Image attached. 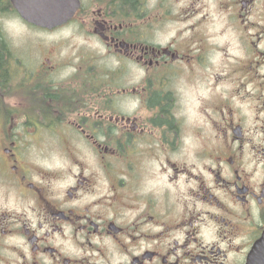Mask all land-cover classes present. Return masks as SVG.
<instances>
[{"label": "flooded vegetation", "instance_id": "obj_1", "mask_svg": "<svg viewBox=\"0 0 264 264\" xmlns=\"http://www.w3.org/2000/svg\"><path fill=\"white\" fill-rule=\"evenodd\" d=\"M76 1L49 30L0 0L41 37L19 50L0 29V264H246L264 0Z\"/></svg>", "mask_w": 264, "mask_h": 264}, {"label": "water", "instance_id": "obj_2", "mask_svg": "<svg viewBox=\"0 0 264 264\" xmlns=\"http://www.w3.org/2000/svg\"><path fill=\"white\" fill-rule=\"evenodd\" d=\"M51 2L52 3H44L42 0L19 2L12 0V5L25 22L36 27L50 30L66 23L78 7L77 1L72 0V10L61 13L55 10L58 4L54 3V0ZM247 264H264V235L249 254Z\"/></svg>", "mask_w": 264, "mask_h": 264}, {"label": "rangeland", "instance_id": "obj_3", "mask_svg": "<svg viewBox=\"0 0 264 264\" xmlns=\"http://www.w3.org/2000/svg\"><path fill=\"white\" fill-rule=\"evenodd\" d=\"M22 21L11 17L0 16V29H2V35L7 44L13 45L19 49L20 46L34 45L39 38L38 34L30 32L31 28H26L21 24ZM67 32H59L56 36L66 35ZM52 37H46L44 40H51Z\"/></svg>", "mask_w": 264, "mask_h": 264}, {"label": "trees", "instance_id": "obj_4", "mask_svg": "<svg viewBox=\"0 0 264 264\" xmlns=\"http://www.w3.org/2000/svg\"><path fill=\"white\" fill-rule=\"evenodd\" d=\"M2 44H4L3 41H2ZM1 61H3V59H2V56H1V53H0V62Z\"/></svg>", "mask_w": 264, "mask_h": 264}]
</instances>
